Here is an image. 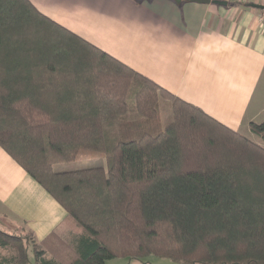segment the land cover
<instances>
[{
    "label": "trees",
    "instance_id": "trees-1",
    "mask_svg": "<svg viewBox=\"0 0 264 264\" xmlns=\"http://www.w3.org/2000/svg\"><path fill=\"white\" fill-rule=\"evenodd\" d=\"M160 100L171 120L160 122ZM264 139V121L251 123ZM0 147L66 211L75 245L0 229V264H264V147L43 14L0 0ZM103 160L69 181L54 166ZM81 174V175H80ZM26 242V243H25Z\"/></svg>",
    "mask_w": 264,
    "mask_h": 264
},
{
    "label": "crops",
    "instance_id": "crops-1",
    "mask_svg": "<svg viewBox=\"0 0 264 264\" xmlns=\"http://www.w3.org/2000/svg\"><path fill=\"white\" fill-rule=\"evenodd\" d=\"M207 1L31 0L43 14L264 147L250 129L264 121V29L258 23L264 0ZM84 169L81 174L92 175ZM75 171L55 170L56 181L71 180ZM66 216L0 147V229L29 233V252L31 243L52 232L75 245L80 231ZM116 259L123 261L105 264H169Z\"/></svg>",
    "mask_w": 264,
    "mask_h": 264
},
{
    "label": "rangeland",
    "instance_id": "rangeland-1",
    "mask_svg": "<svg viewBox=\"0 0 264 264\" xmlns=\"http://www.w3.org/2000/svg\"><path fill=\"white\" fill-rule=\"evenodd\" d=\"M159 109H160L161 126L164 127L166 124H168L170 122L171 116H172L169 102L166 101V100H160ZM253 135H255V134L253 133ZM263 145H264V143H263ZM98 164H104V161L103 160H96V161H92V162H71V163H64V164L55 165L53 168H54V170L68 169V170L75 171V170H81L82 167L98 166ZM29 259L31 261L33 259V255H32L31 252H29ZM133 259L134 258H132V260ZM148 259L150 261H152V262L165 261V262H167L169 264H177V263H174V262L170 261L169 259L160 258V257H156V256H153V255L149 256ZM119 261H123V260L113 259L114 263H118ZM142 261H146V260L143 258Z\"/></svg>",
    "mask_w": 264,
    "mask_h": 264
},
{
    "label": "built area",
    "instance_id": "built-area-1",
    "mask_svg": "<svg viewBox=\"0 0 264 264\" xmlns=\"http://www.w3.org/2000/svg\"><path fill=\"white\" fill-rule=\"evenodd\" d=\"M258 23L263 27L264 29V13L261 14L259 17H258Z\"/></svg>",
    "mask_w": 264,
    "mask_h": 264
},
{
    "label": "water",
    "instance_id": "water-1",
    "mask_svg": "<svg viewBox=\"0 0 264 264\" xmlns=\"http://www.w3.org/2000/svg\"><path fill=\"white\" fill-rule=\"evenodd\" d=\"M176 1H179V0H176ZM198 2H208L207 0H197ZM219 3V2H217ZM255 7H258V8H263L262 6H255Z\"/></svg>",
    "mask_w": 264,
    "mask_h": 264
}]
</instances>
